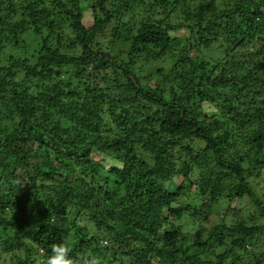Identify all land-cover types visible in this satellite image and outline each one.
<instances>
[{
  "label": "trees",
  "instance_id": "1",
  "mask_svg": "<svg viewBox=\"0 0 264 264\" xmlns=\"http://www.w3.org/2000/svg\"><path fill=\"white\" fill-rule=\"evenodd\" d=\"M135 7L163 19L124 22ZM263 170L264 0H0V228L24 240L16 264H50L59 245L73 264H264L259 223L183 232L225 193L264 218ZM85 215L103 238L77 227Z\"/></svg>",
  "mask_w": 264,
  "mask_h": 264
},
{
  "label": "rangeland",
  "instance_id": "2",
  "mask_svg": "<svg viewBox=\"0 0 264 264\" xmlns=\"http://www.w3.org/2000/svg\"><path fill=\"white\" fill-rule=\"evenodd\" d=\"M82 10H84V23L89 26L92 25L95 17L92 14V10L89 8L87 3H82ZM123 16L122 19L124 20V22L126 23H136L137 21L140 23L141 21H148V20H162L163 16H157L155 15V13H151V14H143L142 13V9L140 7H135L134 10L132 12L123 10L122 11ZM130 20V22H128ZM174 21H177V19H174ZM105 46V44H104ZM194 53H191V56H193ZM125 57H127L125 54L122 55V58L125 59ZM160 65L162 67H167L164 63H160ZM157 67L151 69L148 66H145L144 69H139V67L137 68V74L139 75V77L142 79V83L143 85H149L150 87H154L157 83V79L156 77H152L151 76L154 74V69H156ZM150 79V80H149ZM159 80V79H158ZM205 109L210 110L209 112H206V110H202L203 116L205 117H215L217 115H219L220 113L216 110L213 106H205ZM233 136V135H231ZM228 145L229 144H234V142H236L237 144V151L241 152L240 154L245 153V147L246 145L243 144L240 140V138L237 139H232L229 138L228 139ZM143 151V150H142ZM235 150L232 151V153H234ZM243 156V155H242ZM93 159L95 161H99V160H105V164H107L108 167H112L115 164H117L116 162H113L111 159L108 158H101L99 156H97L96 154L92 155ZM144 161L145 164L148 166H153L154 164V160H152L153 158L149 157V156H144ZM245 163V160H244ZM152 168V167H151ZM256 174V172H255ZM191 178L193 179L194 183L200 182L201 179L198 177V173H194L191 174ZM184 182L183 178H174L172 181H170L169 183H167V189L170 192H176L179 187L180 184ZM252 182V187L255 191V193L257 194V196L259 197V199L261 200V202L264 203V170L262 173L259 174L258 177H253L251 179ZM114 184V183H113ZM100 186V184L98 185ZM101 186H104L101 185ZM190 188V187H188ZM187 188V189H188ZM108 189V188H107ZM118 187L117 184H114L113 186H111L109 188L110 192L112 191H117ZM196 188H190L187 192H186V196H183L181 198V201H195L196 197H195V192ZM104 192H107L104 190ZM124 190L120 191V194H123ZM197 192H196V196H197ZM224 195H227L226 193L223 194L222 196L218 197L217 201L212 203V204H207L206 206L203 205V207H199L197 208V212L199 213V217L198 219H194V220H190L189 217L185 218V220H188L190 222V225H188L186 227V223L183 221L180 224H183V232L188 233V237H190V239H193V236H197L198 234H200L201 230L202 233L204 234V236H206V234L209 232V230H211L213 227H215L219 222H226L228 224H234L236 221L237 222H243L245 221V223L247 225H253L255 223H259L261 225H264V218H262L258 211L256 206L252 203L251 200L249 199H243L240 201H233L232 203L229 204V201L227 198H223ZM120 198H123V195H120ZM195 203L199 204V201H195ZM205 204V203H204ZM205 212H207V215H209L208 220H201L203 219L202 217L205 216ZM73 218H75L74 216H71ZM206 217V216H205ZM10 220V218L8 219ZM110 225H112L111 222H109ZM76 225L79 229L84 230V234L86 236L87 239H90L91 237L97 239L98 236H100L101 238H103L104 234L99 232L97 230L96 223L93 222V220L89 219V217L85 216H81V217H77L76 220ZM167 227V224H166ZM106 229V228H105ZM119 230V229H118ZM106 233L108 232V230H105ZM165 232V229H161L159 231V233H163ZM0 234L3 235V241L5 242L6 240H8L9 238L14 239L12 242V247L13 249L11 251H4V249L6 248L3 245V241H0V264H16L18 262V260L20 258L24 257V250L22 249V247L20 246V243L24 242V240H20L18 238V234L13 230V229H9L6 232L3 231V228H0ZM102 234V235H101ZM131 236H133V233H130ZM200 238V237H199ZM1 240V239H0ZM107 242V241H106ZM264 243V237L263 240L261 242V245H263ZM108 244V242H107ZM96 246V245H94ZM102 248V247H101ZM108 248H110L108 246ZM105 251V250H104ZM106 252V251H105ZM220 251L218 250L217 253H219ZM133 256V255H131ZM96 257L99 261L100 264L102 262L105 261V257L102 255H99L97 253L94 252H89L86 255V258H93ZM110 258V257H109ZM250 260V259H248Z\"/></svg>",
  "mask_w": 264,
  "mask_h": 264
},
{
  "label": "clouds",
  "instance_id": "3",
  "mask_svg": "<svg viewBox=\"0 0 264 264\" xmlns=\"http://www.w3.org/2000/svg\"><path fill=\"white\" fill-rule=\"evenodd\" d=\"M106 244L107 242L104 243V245ZM68 251H70V249L63 245L54 246L56 255L51 258L50 264H73V261L65 256V253H68ZM85 264H100V261L96 257H93L90 261H85Z\"/></svg>",
  "mask_w": 264,
  "mask_h": 264
}]
</instances>
